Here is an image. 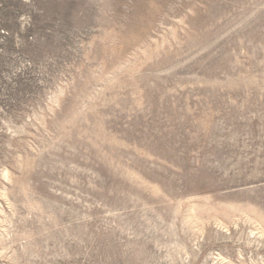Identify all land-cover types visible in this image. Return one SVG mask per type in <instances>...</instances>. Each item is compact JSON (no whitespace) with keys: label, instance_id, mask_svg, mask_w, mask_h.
<instances>
[{"label":"rangeland","instance_id":"rangeland-1","mask_svg":"<svg viewBox=\"0 0 264 264\" xmlns=\"http://www.w3.org/2000/svg\"><path fill=\"white\" fill-rule=\"evenodd\" d=\"M0 264H264V0H0Z\"/></svg>","mask_w":264,"mask_h":264}]
</instances>
